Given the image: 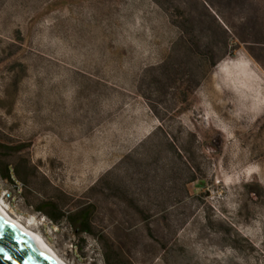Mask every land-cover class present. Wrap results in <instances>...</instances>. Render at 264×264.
<instances>
[{
    "label": "rangeland",
    "instance_id": "1",
    "mask_svg": "<svg viewBox=\"0 0 264 264\" xmlns=\"http://www.w3.org/2000/svg\"><path fill=\"white\" fill-rule=\"evenodd\" d=\"M0 142L68 264L100 246L42 200L93 204L120 264H264V0H0Z\"/></svg>",
    "mask_w": 264,
    "mask_h": 264
},
{
    "label": "trees",
    "instance_id": "2",
    "mask_svg": "<svg viewBox=\"0 0 264 264\" xmlns=\"http://www.w3.org/2000/svg\"><path fill=\"white\" fill-rule=\"evenodd\" d=\"M8 148L6 145L0 142V150ZM179 156L183 150L178 147ZM196 166L192 165V176L189 178V182L196 180L195 177ZM13 175L27 182L26 174L23 173L19 167L14 165L11 160L5 155L0 158V177L13 182ZM37 210L43 212L52 222L59 224L65 221L71 228H73L76 234H88L92 236L95 242L100 246V250L103 257L104 264H120V261L109 254V249L106 245V237L103 234H99L93 227V214L95 206L91 203H84L75 206L73 209H62V207L52 198H48L39 202L36 206Z\"/></svg>",
    "mask_w": 264,
    "mask_h": 264
},
{
    "label": "water",
    "instance_id": "3",
    "mask_svg": "<svg viewBox=\"0 0 264 264\" xmlns=\"http://www.w3.org/2000/svg\"><path fill=\"white\" fill-rule=\"evenodd\" d=\"M0 264H59L17 224L0 213Z\"/></svg>",
    "mask_w": 264,
    "mask_h": 264
},
{
    "label": "bare ground",
    "instance_id": "4",
    "mask_svg": "<svg viewBox=\"0 0 264 264\" xmlns=\"http://www.w3.org/2000/svg\"><path fill=\"white\" fill-rule=\"evenodd\" d=\"M229 150V149H228ZM227 151V150H226ZM229 153V151H228ZM229 155V154H228ZM233 159V158H232ZM238 167V166H237ZM237 169V168H236ZM0 213L11 222L17 224L20 228H22L31 238H33L40 247L48 254L50 255L55 261H57L59 264H68L66 261H64L40 236L35 234L31 228H29L30 223L22 222L20 219H18L16 216L12 215L10 212H8L7 208L4 206L3 202L0 200Z\"/></svg>",
    "mask_w": 264,
    "mask_h": 264
},
{
    "label": "built area",
    "instance_id": "5",
    "mask_svg": "<svg viewBox=\"0 0 264 264\" xmlns=\"http://www.w3.org/2000/svg\"><path fill=\"white\" fill-rule=\"evenodd\" d=\"M5 194H6L7 196H10V192H9V191H5Z\"/></svg>",
    "mask_w": 264,
    "mask_h": 264
}]
</instances>
